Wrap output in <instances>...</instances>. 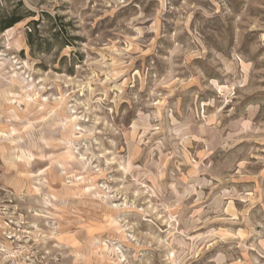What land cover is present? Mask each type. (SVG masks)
I'll use <instances>...</instances> for the list:
<instances>
[{
  "label": "clouds",
  "instance_id": "obj_1",
  "mask_svg": "<svg viewBox=\"0 0 264 264\" xmlns=\"http://www.w3.org/2000/svg\"><path fill=\"white\" fill-rule=\"evenodd\" d=\"M0 264H264V0H0Z\"/></svg>",
  "mask_w": 264,
  "mask_h": 264
}]
</instances>
